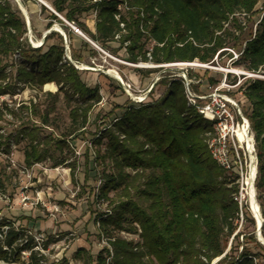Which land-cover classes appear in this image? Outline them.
<instances>
[{"label": "trees", "instance_id": "trees-1", "mask_svg": "<svg viewBox=\"0 0 264 264\" xmlns=\"http://www.w3.org/2000/svg\"><path fill=\"white\" fill-rule=\"evenodd\" d=\"M261 1L54 0L52 5L56 13L103 47L119 36L122 46L129 44L125 49L130 63L210 64L217 55L228 53L227 39L232 38V48L239 52L235 64L259 75L264 71V9L254 32L247 33L239 17L252 21ZM121 4L130 8L127 15L120 12ZM94 12L95 33L80 19ZM117 15H121L120 20ZM52 19L59 21L56 15ZM26 33L20 12L9 0H0V97L14 95L20 83L40 91L55 84L59 90L47 94L52 106L43 114L31 104L41 126L25 127L8 138L0 128V151L8 153L12 140L25 142L26 166L52 160L57 168L66 164L68 141L82 134L101 96L97 88L82 81L80 72L65 58L62 37L48 35L45 43L54 36L61 43L43 52L30 48ZM147 45L152 48L147 49ZM70 48L74 50L72 44ZM13 71L15 82L11 81ZM240 91L249 105L245 115L255 138V189L264 219V79H245ZM62 96L71 122L58 138H52L42 134V127L53 126L50 116L57 113ZM19 111L29 108L22 105ZM8 114L18 117L3 102L0 123ZM215 124L190 104L184 81L173 80L162 98L131 106L104 130L97 143L106 139V148L96 160L106 165L100 198L109 202L112 210L106 219L101 218L100 229L108 238L109 249L100 252L96 260L80 249L75 260L82 264H213L221 259L222 264H260L261 253L243 249L233 258L227 252L230 239L238 237L235 232L241 210L233 175L211 154ZM53 146L60 156L52 153ZM122 232L137 234L139 241L116 236ZM0 235V263L15 264L22 253H29L26 264H43L44 256L35 251L32 238L23 239L22 232L8 224H0ZM255 244L264 253L263 246Z\"/></svg>", "mask_w": 264, "mask_h": 264}, {"label": "rangeland", "instance_id": "rangeland-1", "mask_svg": "<svg viewBox=\"0 0 264 264\" xmlns=\"http://www.w3.org/2000/svg\"><path fill=\"white\" fill-rule=\"evenodd\" d=\"M9 1L25 20L26 38L30 48L45 52L52 45H60L57 36L42 44L44 34L50 29H55L52 33L62 37L67 61L80 72L82 81L90 88H97L101 96V101L91 110L88 124L82 134H77L74 139L68 141L69 149L64 150V156L67 158L65 165L55 168L54 162L47 160L31 167L26 166L25 142L17 144L12 140L8 153L0 151V224L11 225L16 231L22 232L25 240L32 238L36 245L35 251L44 256L43 264H65V262L82 264L75 260L78 250H85L96 260L100 252L109 249L108 238L100 229L101 218L106 219L112 210L109 202L100 198L106 165L96 160L98 153L104 152L107 140H101L100 145L97 140L101 139L104 130L111 128L112 124L131 106L162 98L166 94L169 82L173 80L184 81L187 99L197 111L217 98L219 103L221 102L220 105H223L222 110H227L232 117L229 124L234 126L235 130L244 127L248 122V131L253 141L252 155L255 158L257 171L255 138L245 115L249 111V105L244 100L240 88L245 79H256V77L264 79V71L259 75L252 73L249 75L242 67L235 64L239 52L238 49L232 48L235 44L232 38L227 39L230 45L225 50L228 53L219 57L217 55L213 64L199 62L133 64L127 61L125 48L129 44L122 46L118 42L119 38L103 47L83 32L90 42L75 34L63 16L56 15L61 22L53 20L54 0H42L49 7L37 0H21L29 16V22L17 2ZM263 9L264 0L257 6L258 14L252 18V21L239 17V21L246 26L247 33L251 29L255 31L256 21ZM121 13L127 15L128 10L122 7ZM80 19L95 33V12L83 15ZM61 34L66 37L67 44ZM71 44L74 50L70 48ZM151 48L152 45H147V49ZM83 66L88 70H82ZM109 71H116L121 80L112 77ZM232 71L238 73L234 74ZM12 74L11 81L15 82L16 71ZM58 90L59 87L55 84L46 85L40 91L20 83L14 95L0 97V104L7 103L18 115L17 118L10 114L5 116L4 121L0 123L1 134L6 138L15 137L25 127L41 126L40 120L31 112V104L36 105L43 114L47 106H52V99L47 97V94H55ZM22 105L27 106L29 111H19ZM203 118L210 122H219L217 118L213 121L208 119V116ZM50 119L53 126L42 127V134L58 138L59 133L63 132L71 122L63 96L57 105V113L52 114ZM229 128L232 131V128ZM51 150L55 156H60L59 151L55 152L54 146ZM252 155L244 144H239L237 141L235 145L231 144L228 147V158L232 166L229 172L235 179L234 185L239 189L235 198L240 205L241 214L235 232L238 237L235 240L233 237L230 239L227 252L230 251L229 256L233 258L241 255L243 249L261 253L262 257L257 262L264 264V253L256 247L255 242L263 248L264 245L259 242L258 223L251 212L247 195V179L253 164L249 156ZM113 196L111 193L110 198ZM255 198L260 208L257 191ZM6 229L7 227H4V230ZM116 236H122L129 242L139 241L137 234L122 232L117 233ZM28 258L29 253H22L20 260L15 264H26ZM220 260H216L213 264H222Z\"/></svg>", "mask_w": 264, "mask_h": 264}, {"label": "built area", "instance_id": "built-area-1", "mask_svg": "<svg viewBox=\"0 0 264 264\" xmlns=\"http://www.w3.org/2000/svg\"><path fill=\"white\" fill-rule=\"evenodd\" d=\"M37 1L40 2L41 4H44V2L42 0H37ZM99 1L100 0H94L95 3L99 2ZM122 7H124L126 10H130V8H128L126 4H121L119 6L120 12L122 11ZM52 12L55 15L60 17V15L58 13H56L55 11L52 10ZM120 17H121V15H117V17H116L117 20H120ZM67 25L70 26L71 30L75 34L80 35L82 37L83 36L85 37V35H83L81 30L77 27V25L75 23H68L67 22ZM121 26H122V28H124V25H121ZM117 38H119V36ZM189 102H190V100H189ZM190 104H192V102H190ZM220 104H221V102L219 103L218 99L214 98V100L211 104H208L202 108H199L198 112L206 118L208 116V119H211V121H213L216 118L219 121L218 123L215 124L216 136L210 142V150H211V154L213 156V159L221 167H223L227 171H231L232 166H231V164L229 162V158H228V147L231 144L235 145L236 141L238 142V139L236 136L237 130H235L234 126L229 124L230 123L229 121H232V117L229 115L227 110H225V109L222 110L223 105H220ZM208 114H210V116ZM229 127L232 128V131H230ZM248 129H249V127H248ZM0 238H2L1 235H0Z\"/></svg>", "mask_w": 264, "mask_h": 264}, {"label": "bare ground", "instance_id": "bare-ground-1", "mask_svg": "<svg viewBox=\"0 0 264 264\" xmlns=\"http://www.w3.org/2000/svg\"><path fill=\"white\" fill-rule=\"evenodd\" d=\"M45 5L48 6L47 4H45ZM22 11L24 12V14H25V16H26V18H27V20L29 22V16H28L26 10L23 7H22ZM59 31H61V30L59 29ZM187 65H189V64H187ZM192 65H194V64H192ZM81 69L82 70H88V68L86 66H83ZM233 73L234 74L238 73V71L233 72ZM109 74L112 77H114L115 79H117L118 81L121 80L120 75L116 71H109ZM249 75H251V74L249 73ZM248 127H249L248 122H246L244 127H239V129L236 131L237 132L236 136H237L238 142L244 144L246 146V149L248 150V152H250V154L252 155L253 154V141H252V138L250 137V134H249V131H248ZM249 157H251L253 164L251 166L250 175H249V177L247 179V187H248L247 195H248L249 201H250L251 212L253 213L254 217L257 220L258 225L260 226L262 224V220H261V217H260V208H259V205H258V203L256 201L255 189L253 187V182H254V180H255V178L257 176L256 163H254L255 158H254L253 155L249 156Z\"/></svg>", "mask_w": 264, "mask_h": 264}, {"label": "water", "instance_id": "water-1", "mask_svg": "<svg viewBox=\"0 0 264 264\" xmlns=\"http://www.w3.org/2000/svg\"><path fill=\"white\" fill-rule=\"evenodd\" d=\"M16 2H17V4L19 5V7H20V9L22 10V7H23V5H22V2H21V0H15ZM24 13V12H23ZM53 31H55V29H50L49 31H47L45 34H44V36H43V38H42V44L44 43V41H45V38L49 35V34H51ZM61 35H63L64 36V34H61ZM84 37V36H83ZM84 38H86V37H84ZM64 39H65V43L67 44V39H66V37L64 36ZM87 39V38H86ZM87 40H89V39H87ZM90 41V40H89ZM69 49V46L67 45V50ZM70 60V59H69ZM242 75H244V74H242ZM257 79H263V78H260V77H256ZM256 173H257V171H256ZM257 177V176H256ZM255 181H256V178H255V180H254V182H253V187H254V189H255ZM255 191H256V189H255ZM260 217H261V220H262V224L259 226L258 225V229H257V236H258V239H259V242L260 243H262L263 245H264V239L262 238V236H261V230H262V226H263V223H264V221H263V219H262V215H261V212H260Z\"/></svg>", "mask_w": 264, "mask_h": 264}]
</instances>
